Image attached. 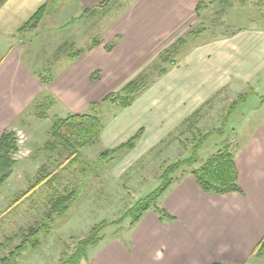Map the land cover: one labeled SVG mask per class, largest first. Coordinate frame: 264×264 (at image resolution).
<instances>
[{
    "label": "rangeland",
    "instance_id": "374dc122",
    "mask_svg": "<svg viewBox=\"0 0 264 264\" xmlns=\"http://www.w3.org/2000/svg\"><path fill=\"white\" fill-rule=\"evenodd\" d=\"M70 1L52 0L51 7L66 8ZM129 2L113 0L91 13L79 12L67 21L74 19L70 23L54 26L47 19L23 37L16 33L10 41H0V58L9 50L19 55L16 91L27 84L28 75H35L42 83L33 100L16 104V117L2 129V132H15L17 151L12 153L15 163L10 175L0 186V263L21 243L29 228L44 227L38 235L40 246L34 250L28 247L20 257L14 258V264H59L63 253L71 254L79 239L86 237L94 226L101 225L98 235L103 239L90 246L79 263L94 264L93 259L113 242L128 244L134 232V225H129L130 219L125 217L128 209L160 186L159 175L164 168L191 156L192 146L221 128L226 114L223 134L213 132L206 136L196 161L182 165L172 176L192 175L193 169L219 150L233 154L241 128L249 119H255L247 114L259 107L260 97L264 98V66L252 82L237 84L234 75L241 66L235 68L229 64L217 74L212 72L213 58L203 57L202 52H210L214 46L218 51L223 43L229 50L232 43L235 46L231 54L237 61L238 39L246 30L264 29V0H205L198 7V17L190 20L193 25L185 33L163 35L158 50L152 52L148 46L143 47L142 38L127 32L121 45L107 52L104 44H111L118 36L119 28L115 25ZM181 38L185 42L178 47ZM93 40L102 43L92 46ZM173 46L172 52L165 53ZM80 49L84 53L78 56V113L88 112L90 103L95 102L100 104L105 129L123 124L131 130L135 122L142 129L134 134L138 137L133 147L117 151L108 160H100L98 155L123 143L106 146L100 135L94 144L79 151L85 164L73 165L72 158L61 147L52 149L47 144L53 117L72 113L66 108V100L61 99L62 104L49 88L57 84L63 69H67L62 59H68V55ZM101 51L104 53L99 54ZM96 70L98 73H94ZM210 74L213 77L217 74L223 80L218 84L221 87L189 116H180L182 104L187 106L180 102L184 96L201 100L212 90ZM133 79L143 83L145 89L130 106L121 108L103 101L108 93H118ZM24 91L28 89L21 93ZM235 100L239 102L233 106ZM85 101L89 103L85 105ZM42 110L45 119L38 115ZM146 125L151 129L144 132ZM40 174L48 177L29 190ZM72 191L76 196L69 210L59 217L52 215L51 201Z\"/></svg>",
    "mask_w": 264,
    "mask_h": 264
},
{
    "label": "crops",
    "instance_id": "0c3cea01",
    "mask_svg": "<svg viewBox=\"0 0 264 264\" xmlns=\"http://www.w3.org/2000/svg\"><path fill=\"white\" fill-rule=\"evenodd\" d=\"M103 1L71 0L66 8L64 5L52 8V0H5L0 6V41H10L42 5L46 6V12L40 24L48 19L55 26ZM204 1L130 0L127 10L115 25L119 28L117 33L120 37L115 47L121 45L123 35L128 32L142 38L145 41L143 47L148 46L152 52L158 50L163 43V35L182 34L193 25L190 20L198 17L197 6ZM245 32L237 41L240 44L235 56L237 61L231 54L235 46L232 43L229 50L223 43L218 51L214 46L210 52H202L203 57L213 58L212 72L222 71L229 64L235 68L241 66L238 71L236 68L234 75L237 84L252 82L264 66V29ZM9 52L0 58V135L3 127L9 126L16 117V104L33 100L36 90L42 86L40 79L32 74L28 75L27 84L22 88L19 84L21 90L16 91L19 55ZM197 55L200 62V55ZM62 60L67 69H63L57 84L49 89L60 102L61 99L66 100L67 106L64 105L69 112L78 113V57ZM217 74L208 76V81L213 82L212 90L200 97L201 100L191 95L180 97V102L187 104H182L180 116H189L216 94L221 87L218 84L223 81L216 77ZM24 88L28 91L21 93ZM260 98L259 107L247 114L254 115L255 119H246L240 141L233 150L240 193L206 194L196 185L192 175L177 176L158 201L159 206L175 218L174 221L162 223L154 211H147L133 226L134 232L128 244L113 242L93 259V263L264 264V98ZM85 102V105L89 103ZM136 124L138 122L132 125L131 130L123 124H116L111 129L104 127L101 138L106 146L119 145L142 129ZM150 129L151 126L143 127L144 132Z\"/></svg>",
    "mask_w": 264,
    "mask_h": 264
},
{
    "label": "trees",
    "instance_id": "16d2710c",
    "mask_svg": "<svg viewBox=\"0 0 264 264\" xmlns=\"http://www.w3.org/2000/svg\"><path fill=\"white\" fill-rule=\"evenodd\" d=\"M113 0H104L97 6L88 8L83 10V13H91L95 11L97 8H102L107 6ZM211 1V0H210ZM214 1V0H213ZM5 2V0H0V6ZM203 2L199 3L197 8ZM46 12V6L42 5L38 10L17 30V34L22 36L27 31H34L38 28L40 22L42 21L43 16ZM74 19L70 20L67 23L72 22ZM67 25V24H66ZM119 36H117L114 41L109 44H104V49L107 52H110L115 47L117 41L119 40ZM184 40L181 38L177 41L178 47H181L184 44ZM101 41L93 40L92 46L101 45ZM175 49V46L169 48L165 51L172 52ZM84 53V50H75L70 55H68V59H74L81 54ZM171 65H174L170 63ZM161 74L164 72L161 70ZM94 73H98V71H94ZM93 73V74H94ZM92 77V76H91ZM142 85L143 83L138 82L136 79H133L127 82L118 93H108L103 101H108L118 107L126 108L130 106L135 97L145 89ZM246 97V95L242 98V100ZM240 99V98H239ZM240 99V101H242ZM239 100L233 101V106L236 105ZM52 104L49 101V105ZM42 108H47V106L42 105ZM88 112L82 113H67L64 117L54 116L51 131H50V140L47 144L50 148L55 149L56 147H61L63 151L68 154L71 159V163L75 164H85L80 160L79 151L94 144L100 137L103 131V124L100 118V104L99 103H90ZM39 117L42 119L47 118L45 111L42 110L39 114ZM226 114L223 117V124L221 128L215 129L206 136L215 132L217 134H223L224 128L223 125L227 119ZM189 120H187L188 122ZM205 136V137H206ZM137 134L130 137L125 143L121 144L115 149H107L102 151L98 155V159L100 160H108L110 159L117 151L125 148H131L134 146L135 140L137 139ZM205 137L199 139L192 146V155L189 157H185L182 161H176L168 167L164 168L159 175L162 183L158 188L148 194L146 197L142 199H138L130 209H128L127 215L125 217H129V225H135L142 215L147 211H154L160 222L167 223L174 221V217L168 214L162 207L159 206L158 201L160 197L165 193L167 188L170 186L172 181L176 179L172 174L175 173L182 165L185 164H193L197 159V151L201 147L202 141L205 140ZM17 151L16 146V138L15 132L7 131L2 132L0 135V186L5 183L7 178L10 175V169L14 165V159L12 158V153ZM43 168L41 169V171ZM44 171V170H43ZM192 177L194 178L196 185L199 187L201 191L206 194H216L222 195L231 192H239L240 187L238 185V173L236 170V165L234 161V155L226 150H219L217 153L212 155L209 159L204 161L199 168L193 169L191 171ZM48 177V174L39 175L37 180L30 186L29 190H32L39 186L45 179ZM50 177V176H49ZM75 192H70L66 195H61L55 197L54 200L51 201V213L56 217L64 215L73 204L75 200ZM52 221V218H50ZM122 220L117 221L120 223ZM116 223V224H117ZM102 226L96 225L92 228L90 233L77 241L74 246V249L71 254L67 255L63 253L62 260L59 264H79L80 261L86 257L87 249L98 243L103 239L102 236L98 235V231ZM44 227L41 226L29 228L27 233L23 236L21 243L15 247L8 256L4 257L1 260L0 264H14V258H18L21 256L22 252L25 251L28 247L37 249L40 246V241L38 239V235L43 231ZM13 262V263H12ZM210 264H229L226 262H214ZM238 264H251V263H238Z\"/></svg>",
    "mask_w": 264,
    "mask_h": 264
}]
</instances>
